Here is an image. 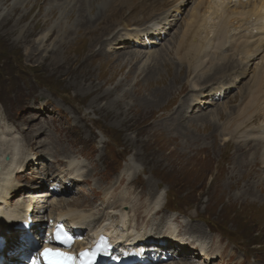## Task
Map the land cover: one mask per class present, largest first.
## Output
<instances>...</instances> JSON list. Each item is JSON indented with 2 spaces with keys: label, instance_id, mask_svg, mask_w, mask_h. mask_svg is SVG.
<instances>
[{
  "label": "rangeland",
  "instance_id": "374dc122",
  "mask_svg": "<svg viewBox=\"0 0 264 264\" xmlns=\"http://www.w3.org/2000/svg\"><path fill=\"white\" fill-rule=\"evenodd\" d=\"M57 2L0 0V13H12L9 26L16 25L13 30L0 26V129L2 134L9 129L8 138L18 139L20 153L12 165L14 192L9 212L32 202L35 222L51 226L61 213L76 226L80 223L83 227V222L88 227L119 224L124 209L128 228L146 229L144 234L154 236L160 232L166 237L177 230L174 241L193 249L188 259L154 264H264V176L252 177L264 166L263 151L252 152L247 167L236 158L238 142L253 139L248 132L259 130L264 121L243 131L226 130L231 121L228 115L239 107L241 98L233 103L229 97L240 96L241 87L250 82L251 62L244 59L248 74H240L246 79L230 95L226 89L237 83V77L201 82L200 69L210 71L212 67L208 60L195 73L187 74L198 62L192 53L181 58L178 36L199 0H189L179 11L166 10L149 21L152 23L126 29L115 21L128 8H114L117 17L104 24L113 25L108 32L101 26L95 28L96 24H84L67 35L65 25L79 14L69 12V0ZM168 17L180 21L171 35L164 20ZM159 22L164 26V41H154L151 33L134 37L137 28L152 30L153 23ZM50 28L53 31L38 50L39 37ZM33 29L34 34H27ZM100 35L108 39L102 51L100 44L92 46L93 38L98 40ZM115 35L120 41L113 40ZM62 37L64 42L59 41ZM122 42L131 43L133 49L127 45L120 51ZM84 59L89 64L83 66ZM159 63L162 75L148 79L142 73L146 66ZM170 82H174L172 93L158 105L151 106V100L147 107L141 106V95L153 96ZM117 83L135 100H126L132 107L126 118L108 107L112 99L97 98ZM201 90L204 93L199 96ZM185 98L183 125H172L174 112ZM219 112L228 119H219ZM208 116L212 119H206ZM8 151L4 160L9 161L12 154ZM249 186L254 190L247 191ZM156 189L163 195L161 212L167 220L154 216L151 205ZM41 191L53 194L40 197ZM63 199L70 205H63ZM169 216L176 217L174 225L168 224ZM158 222L162 226L157 229ZM126 230L118 232L125 235ZM78 236L79 246L87 245V236L91 239L88 230Z\"/></svg>",
  "mask_w": 264,
  "mask_h": 264
},
{
  "label": "bare ground",
  "instance_id": "6f19581e",
  "mask_svg": "<svg viewBox=\"0 0 264 264\" xmlns=\"http://www.w3.org/2000/svg\"><path fill=\"white\" fill-rule=\"evenodd\" d=\"M60 1L61 0H58L57 5ZM69 1H70L69 3L72 4V7L71 9H69V12H74V13L77 12L79 16L70 25H65L63 32L66 35L67 33L70 32V30H72V28L75 29L76 27V29H79L84 24H89V25L96 24L95 28H99V26H101L103 32H108L109 30H111L113 25L110 24L109 27H106L104 26V24H106V21H110V19L117 17L115 16L116 13L114 12V10L116 9L114 8H126V7L128 8L127 9L128 11L126 10L124 15L120 16L119 18H116L117 21H115L116 22L115 24L118 23L120 25H123L124 29H126L133 24L144 25V23L146 24L152 23L149 21L154 20V17H156L158 14L166 12V10L168 12L170 9L179 11L181 6H188L187 3L189 2V0H129V1L122 0L120 2L116 0H69ZM96 2H98L97 5H95ZM232 3H234L233 6L231 5ZM194 5H195L194 8H192L190 14L188 15V18L184 22L185 28L183 33L180 36L177 35L179 37L178 53L181 54V58H185L192 53L194 55V59L196 60V62H198V65L193 67L191 71H188L187 74H189L190 72L191 74L195 73L197 71V67H201V64H203L202 62H206L204 60H208L211 62L212 67L210 71L200 69L201 73L199 74V76H201L202 78L201 82L204 84H209L218 79L231 81L237 77V83L233 87L231 86L232 88H230V90L226 89V92L228 91L229 92L228 95H230L233 88L240 87V83H242V81L246 79L245 77L247 76L248 73H247V69L245 68L244 59L248 60V63L251 62L250 69L248 70L249 73L252 71L251 73L252 75L250 78L251 80L250 82L248 80L247 84H244V86L241 87L240 96H238L237 94L235 95L233 94L232 96L229 97L230 102L233 103L239 102V98L240 97L241 98H240L239 107H236V109L232 108L231 115L230 114L228 115L231 121L226 126V130L230 133L236 130L243 131L245 128H249L251 126L256 125V123L260 122L261 120L264 121V0H199V2ZM52 7L54 6L52 5ZM109 13H110V18H106V15H108ZM12 19H13L12 13H9L8 15H4L0 13V26L3 27L9 26V23ZM164 20L166 22V25L169 26L168 35H171L172 31L178 26L177 24L178 22L180 23V21L172 20L169 17L165 18ZM159 23L157 24L153 23V25L155 26L153 27L152 30L149 29L142 30L140 28H137L134 37H138V35L144 36L148 33H151V35L149 34V37H152L154 41H158V42L164 41L166 39L165 33L162 31V29H164V26L161 25V22ZM14 26L16 25L13 26L10 25L9 29L13 30ZM52 31L53 28H50L48 33H45L44 35L39 37L40 40H39L38 50L41 46L45 45L47 36ZM34 33H35L34 29L28 30L27 32V34H34ZM175 34H178L177 31ZM130 37H132L134 41L142 42L138 40V38L137 40H135L133 36ZM114 38H115L113 39L114 41L116 40L120 41L119 35H115ZM64 39L65 38L62 37L61 40L59 41L64 42L65 41ZM106 41H108V39H106L105 36L101 37L100 35V37H98V40L96 36V38H93L92 46H97V44H100L101 46L99 51H102L104 50ZM122 44L121 45L118 44L120 51L123 50L121 49L122 46L128 47L127 45H130L131 47L129 50L133 49V45L131 43L129 44L126 42L124 43L122 42ZM169 52L172 53V51ZM131 55L134 56V58L138 57V55L133 53ZM85 61L86 59L82 60L81 64L83 66L84 64H89L87 61L86 62ZM160 64L161 63L155 64L150 67L146 66L143 69V71L142 70L141 71L143 74L146 73L145 75L149 77L148 79H153L154 77H156L155 74L160 75L162 73ZM163 67H167V63H164ZM241 73H243L245 77H242L240 75ZM208 75H211L213 79L210 80L211 76ZM173 86H174V82L165 83L163 84L162 90L160 89L159 92L156 90L155 95L153 96L141 95L139 98V103L141 104V106L144 105V107H147L146 106L148 105L147 103H150V101L152 100L151 106L158 105L161 102V100L165 98L166 94L168 95L169 92L172 93ZM122 87H121V83H117L112 90L110 89L106 90L105 93L101 95H97V98L112 99L109 101L110 105L108 107L111 110H114L117 113V115H121V116L124 115L126 118L127 115L125 114H127L132 108L131 104L130 105H128V103L127 105L125 104L126 100L127 99L134 100V98L132 97L130 98V92L124 91ZM120 88L124 92L118 94L117 91H119ZM137 91H139V89H136V92ZM91 92H93V89H91ZM203 93L204 91L201 90L199 96L202 95ZM225 95L226 94H224V97ZM136 97L138 98V96ZM185 102H186V98L179 105L177 111L174 112L176 113V116H174V118L172 119L178 120L177 121L178 123L173 122V120L171 119L172 125H179L178 127H180V125H183L182 122L186 117L184 110ZM199 102L200 101H198V103ZM217 116L219 119H223L224 117L227 118V116L223 112H219ZM206 119L211 120L212 116H208L206 117ZM8 131L9 129L7 130V134L6 133L2 134L0 129V232L2 231L0 235H3L4 233L8 234L7 236L10 239V242L8 244V249H10L14 247L16 244H19L21 242L23 243V241L18 240L19 241L18 242L15 240L16 237L15 230L19 228L18 226L19 223L24 218H26L30 212L31 213L34 212V204L32 202H29L28 204H25L23 207L13 209L12 211L9 212V210H11L10 205L12 202L11 196L14 192L13 180L11 179L13 173L12 165L15 161H17V158L20 153H19L18 139L16 137L8 138L9 135ZM237 133H235V135ZM249 134L250 135L252 134L251 136H254V138L253 137H252L253 139L249 138L248 141L246 142H243L242 140L239 141L236 150L237 161L240 162V165L242 167H247V165H249L248 158L252 152H254V154L256 155L258 151L261 150L262 148L264 155V126L262 125V127L257 131L248 132V135ZM38 137L39 136H37L36 139H38ZM6 150H10L8 152H11L12 154V158L9 161L6 159H5L6 161L4 160V155ZM38 153L39 152H36V154ZM37 159L42 160L43 158L39 157ZM249 170H251V168ZM259 171L260 173L258 171L253 173L254 175L252 177L253 178L254 176L259 177L261 176V174L264 176V166L263 168L261 167ZM248 190H254V188L249 186L247 191ZM41 192L43 194L41 193L40 197L47 196L48 194L47 193L48 191H41ZM52 194L53 193H50L48 195L51 196ZM162 196L163 195L160 192V190L156 189L154 191V195H153L154 199L151 205V207L154 208L153 209L154 216L160 219L166 218V215L162 214L161 212V210L164 208V201L161 200ZM62 201H63V205L66 206L70 205L68 200L63 199ZM13 211H17L18 214H14ZM127 216H128V212L122 209L120 212L119 224H115L114 222H106L104 224L102 223V225L99 226L88 225V227H86V225L83 222H81L83 224V227L80 226L79 223V225L77 224L78 229H74V230L75 231L78 230L81 231V229L82 231L88 230L89 233H91V236L99 238L100 241L102 240L106 241V239L109 241L110 237H113L114 239H118L119 237H123V239L133 238L137 242L140 241L142 244L149 243L151 241H154L155 244H158L157 240H160L164 243H166L167 240L174 241V234L175 232L177 233V230L172 231L171 233H173V235L170 237L168 236L166 237L163 234L160 235V232H156V234L153 233L155 234V236L152 234L150 235L146 233L144 234L146 229L137 231L135 230V228L133 229H130V227L128 228L129 217ZM175 216L173 217L169 216L170 223L168 222L167 223L173 224L174 223L173 221L176 219ZM62 218L68 223L74 225V228H76V223L72 220H70L69 222L68 220H66L65 216L62 215L61 213H58L56 217L53 218L52 220H55L54 224H56ZM42 224L43 223L41 221L40 222L38 221L37 224L34 227H32L31 230L34 231V233L37 232L36 236H38V233L40 232V228L43 227ZM122 226H125V228H127L126 230L127 234L125 235L124 234L122 235L118 232L119 229H122ZM161 226L162 223L158 222L156 228L158 229ZM101 229L107 232L106 233L104 232L102 235L100 231ZM22 232L23 230H20L19 228L18 233L22 234ZM36 236L34 235L33 237L36 238ZM149 238L151 239L149 240ZM42 241L43 239L41 238L40 242L43 245ZM175 242L176 244L174 243L175 245L174 248H172V250H174L175 253H178L177 251H179L182 254L180 255V257L169 258L167 260L168 262L174 259H180L182 258V256L184 257V259H188L190 258V256L191 257L193 256L191 255L193 250L187 243H182V242L179 243L176 240ZM89 244L92 245L94 249L97 247V245L94 246L93 243H89ZM102 244L105 248H107L108 246L107 243L102 242ZM202 244L203 243H200L201 246ZM140 251L142 255L139 257V260L145 261L147 258L146 256H144L145 250L141 248ZM186 264H190V263H186Z\"/></svg>",
  "mask_w": 264,
  "mask_h": 264
},
{
  "label": "snow or ice",
  "instance_id": "6c2138e0",
  "mask_svg": "<svg viewBox=\"0 0 264 264\" xmlns=\"http://www.w3.org/2000/svg\"><path fill=\"white\" fill-rule=\"evenodd\" d=\"M56 238L60 239L59 231L56 234ZM68 239V238H66ZM65 240H61V242H66ZM52 253V249H44L42 253H40L41 256L45 258L46 264H57V262L49 259V254ZM54 255L64 257L65 258V264H76L75 260H73L71 257H68L65 253H55ZM82 255H89L87 253H82ZM95 256V253H91L89 255V258L86 261L81 262V264H93V258Z\"/></svg>",
  "mask_w": 264,
  "mask_h": 264
},
{
  "label": "trees",
  "instance_id": "16d2710c",
  "mask_svg": "<svg viewBox=\"0 0 264 264\" xmlns=\"http://www.w3.org/2000/svg\"><path fill=\"white\" fill-rule=\"evenodd\" d=\"M170 192V191H169Z\"/></svg>",
  "mask_w": 264,
  "mask_h": 264
}]
</instances>
